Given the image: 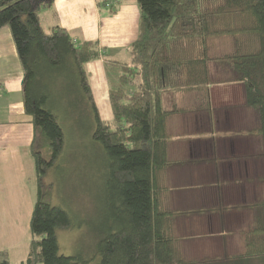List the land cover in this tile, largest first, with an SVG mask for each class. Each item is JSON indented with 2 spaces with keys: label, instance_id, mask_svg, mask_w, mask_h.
I'll list each match as a JSON object with an SVG mask.
<instances>
[{
  "label": "trees",
  "instance_id": "obj_1",
  "mask_svg": "<svg viewBox=\"0 0 264 264\" xmlns=\"http://www.w3.org/2000/svg\"><path fill=\"white\" fill-rule=\"evenodd\" d=\"M54 2L0 0V27L11 29L24 71V107L35 131L37 198L22 264L84 263L80 255L60 254L57 230L72 227V219L53 202L55 187L43 179L65 147L62 116L86 119L107 161L97 264H264V202L243 234L242 252L186 259L171 232L173 219L184 212L161 207L159 182L170 165L167 120L183 111L167 108L165 95L207 89L211 62L229 67L243 83L245 103L258 114L254 132L262 137L264 155V0H137L139 35L130 62L117 64L111 121L99 115L86 69L101 58L99 44L76 45L60 26L45 31L40 12ZM224 37L235 39V49L214 57L211 43ZM0 264H11L8 251H0Z\"/></svg>",
  "mask_w": 264,
  "mask_h": 264
},
{
  "label": "crops",
  "instance_id": "obj_2",
  "mask_svg": "<svg viewBox=\"0 0 264 264\" xmlns=\"http://www.w3.org/2000/svg\"><path fill=\"white\" fill-rule=\"evenodd\" d=\"M45 31L60 26L79 45L97 42L101 58L86 64L99 115L113 119L109 93L119 85L118 63L131 60L139 35L137 0H55L40 12ZM235 39L214 40L211 54L231 53ZM207 89L165 95L183 109L166 123L170 162L159 176L161 207L184 212L172 221L178 251L203 259L243 251V234L264 202V155L257 112L246 105L243 83L218 62L209 65ZM24 71L9 27H0V251L11 264L29 253L37 198L31 152L34 125L24 107Z\"/></svg>",
  "mask_w": 264,
  "mask_h": 264
},
{
  "label": "rangeland",
  "instance_id": "obj_3",
  "mask_svg": "<svg viewBox=\"0 0 264 264\" xmlns=\"http://www.w3.org/2000/svg\"><path fill=\"white\" fill-rule=\"evenodd\" d=\"M70 117H61L65 147L43 179L55 187L53 202L63 207L72 219V227L57 230L60 254L80 255L83 264H97L100 257L96 244L103 227L107 161L101 144L92 139L87 120L72 122Z\"/></svg>",
  "mask_w": 264,
  "mask_h": 264
}]
</instances>
